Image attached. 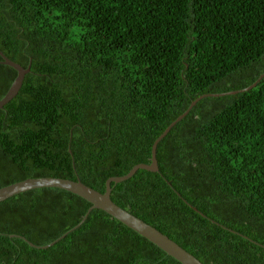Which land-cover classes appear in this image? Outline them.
I'll use <instances>...</instances> for the list:
<instances>
[{
    "label": "trees",
    "instance_id": "16d2710c",
    "mask_svg": "<svg viewBox=\"0 0 264 264\" xmlns=\"http://www.w3.org/2000/svg\"><path fill=\"white\" fill-rule=\"evenodd\" d=\"M0 51L29 65L0 109V187L101 192L192 99L264 71V0H0ZM15 74L0 64V98ZM155 158L111 184L117 206L202 264H264V76L198 100ZM89 206L56 187L0 201V264H180L100 209L70 230Z\"/></svg>",
    "mask_w": 264,
    "mask_h": 264
},
{
    "label": "water",
    "instance_id": "95a60500",
    "mask_svg": "<svg viewBox=\"0 0 264 264\" xmlns=\"http://www.w3.org/2000/svg\"><path fill=\"white\" fill-rule=\"evenodd\" d=\"M0 64L7 65L11 67L15 72V76L11 81L10 85L8 86L4 95L0 98V109L5 105L20 88L22 79L24 74L29 71V65L26 67L20 66L18 63L9 60L5 55L2 54L0 51ZM264 76V71L258 75V77L248 86L238 89V90H229L226 92L221 93H204L200 94L194 99H192L186 109L177 115L168 125L162 130V132L155 137L150 145V155H149V162L148 163H136L130 167V169L123 175L120 176H110L107 177L103 184V190L101 192L96 191L79 181L78 178L74 180L67 179V178H60V177H52V176H43V177H28L20 181H16L10 183L8 185L0 187V201L23 191L35 189V188H42V187H56L59 189L66 190L71 192L87 202L90 203V206L86 209L84 214L81 216L79 222L74 225L70 230L73 228L78 227L83 220L86 218L87 214L91 209H100L110 215L115 220L119 221L125 227L131 229L141 237L148 240L150 243L155 245L157 248L162 250L166 255L172 257L180 264H202L197 258L193 255L185 251L179 245H177L174 241L168 238L163 233L159 232L157 229L152 227L151 225L145 223L141 219L135 217L134 215L130 214L129 212L123 210L119 206L113 202L109 195L111 191V184H116L121 181H124L131 177L137 169H143L149 172H157L158 166L155 158V148L158 141L167 133L170 127H172L177 121L181 120L190 110V108L201 98L204 97H218L224 95H233L239 92L247 91L253 88L257 82ZM68 153L70 151L68 150ZM193 210L196 211L195 207L190 206ZM65 233L60 235L55 240L49 242L46 245L38 246L41 249L47 248L54 244L58 239L62 238ZM18 235L10 234L9 237H13ZM24 241H27L25 238L21 237ZM30 246H34V244L27 241Z\"/></svg>",
    "mask_w": 264,
    "mask_h": 264
}]
</instances>
